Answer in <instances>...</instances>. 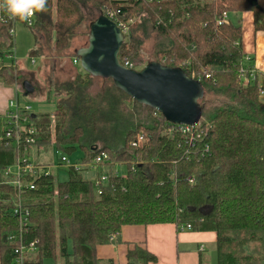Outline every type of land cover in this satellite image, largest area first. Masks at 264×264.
I'll return each instance as SVG.
<instances>
[{"label":"trees","instance_id":"trees-1","mask_svg":"<svg viewBox=\"0 0 264 264\" xmlns=\"http://www.w3.org/2000/svg\"><path fill=\"white\" fill-rule=\"evenodd\" d=\"M107 9L135 16L133 35L147 27L157 31L167 44L156 49L155 59L200 78L206 94L214 93L220 100L210 107L201 101L202 122L193 132H184L160 112L134 101L135 111L150 119L130 124L123 148L114 150L83 143L84 125L67 132L72 107H78L76 115L81 120L89 115L88 125L94 127L106 123L105 110L109 109L98 101L100 94L93 97L89 90H81L87 87L85 78L75 77L76 88L71 89L79 92L77 96L59 101L53 113L32 118L37 128L34 144H0V191L4 194L0 264H16L18 240L9 237L19 230L11 212L14 188L5 183V170L18 159H26L33 147L54 143L67 154L82 147V161L106 151L111 156L108 165H125L126 172L112 173L102 184L101 194L82 170L74 168L65 170L63 180L54 174L31 178L38 187L25 192L31 215L24 237L28 243L37 242L26 264H44L47 258H60L64 264H102L98 246L120 241L123 226L156 223L215 231L217 264H264V94L259 90L264 86V72L256 67V56L245 52L243 26L232 19L217 22L225 11L250 12L257 39L264 33V0H47V10L35 15L33 26L43 31L46 42L54 39V50L61 53L70 46L76 29ZM6 35L7 25L0 24V60L13 48L5 41ZM133 35L124 41L119 57L137 69L143 62H136L142 56L143 38ZM0 65V77H4L7 65ZM106 80L113 86L106 90L118 93L116 102L117 98L122 104L131 99L112 79ZM110 104L117 111L116 104ZM140 133L147 140L136 145ZM128 260L129 264H148L156 256L135 247Z\"/></svg>","mask_w":264,"mask_h":264},{"label":"rangeland","instance_id":"rangeland-1","mask_svg":"<svg viewBox=\"0 0 264 264\" xmlns=\"http://www.w3.org/2000/svg\"><path fill=\"white\" fill-rule=\"evenodd\" d=\"M230 18L236 24H241L244 29V43L249 45L252 49L254 41L253 36V20L250 12H231ZM90 22L84 23L80 28L76 29L77 33L74 35L70 42V46L63 52L57 53L54 50V39L53 41L46 42L42 38L43 31L39 27L28 26L25 22H17L15 25V34L10 36L6 35L5 41L7 44H13V52L16 56L17 69L14 70V66L8 67L4 72L5 76L0 77V87H12L13 88V99L19 98L21 104L28 105L31 107V113L38 115L43 112L53 113L57 109L59 101L73 96H77L79 92H72V87L75 86L73 77L81 75L85 78L87 87H83L81 90H89V93L93 97H97L99 94L98 101L103 102L104 106L108 104V110L106 115V123L100 124L99 127L89 126L88 122L90 116L80 119L78 117V107L74 106L71 108L72 113L67 124V132H72L77 125H84L83 143H96L98 145H106L114 150H120L123 148L124 138L126 132L129 129V125L137 123L141 120L150 119L144 115L135 111L134 100L128 99L121 103V100L116 97L118 93L114 90H106L107 88H113L112 82L101 77H93L88 75L86 71L81 67L80 60L75 62L76 51L80 47L88 45V35ZM140 38L142 37L143 42L140 48L142 56L139 55L136 62H141L140 67L142 68L147 62L156 60L155 51L166 46L167 41L157 31L151 27L147 29L142 28L136 30L133 36ZM5 47V46H4ZM254 47V45H253ZM162 48V47H161ZM37 51L35 56L31 57L33 51ZM253 51L249 54V57L254 56ZM31 59H35L36 62L32 63ZM12 64V59L7 56V53L1 63ZM2 65H0L1 69ZM5 68V67H3ZM74 75V76H73ZM31 82L34 86V92L25 94L23 90L24 82ZM18 87V93L16 95L14 89ZM76 88V86H75ZM115 96L113 95V93ZM110 92V93H107ZM3 91L0 90V96H3ZM214 93H205L206 104L208 107L216 104L220 99ZM202 99V100H203ZM81 102V101H80ZM115 103L117 111L113 110L112 104ZM80 105V104H79ZM77 114V115H76ZM110 114V119H108ZM87 121V125H86ZM202 122V121H200ZM61 153L58 151L55 144L47 146L33 147L28 154L26 159L31 162L47 163L51 165L53 174L59 179H65L66 173L64 169H58L57 163L60 161ZM65 154V153H64ZM71 159H75L78 156H84V149L78 147L73 153L69 154ZM125 174L126 166L115 164L109 166L108 164L96 166L90 169H84L82 172L85 177L89 179H95L102 173L120 172ZM44 264H64L62 259L55 261L54 259L47 258L44 260Z\"/></svg>","mask_w":264,"mask_h":264},{"label":"water","instance_id":"water-1","mask_svg":"<svg viewBox=\"0 0 264 264\" xmlns=\"http://www.w3.org/2000/svg\"><path fill=\"white\" fill-rule=\"evenodd\" d=\"M125 36L115 21L100 14L90 24L88 45L76 51L81 67L93 77L112 79L114 85L137 103L160 112L174 124L195 126L202 118L205 87L182 67L157 60L135 69L122 64L119 53ZM25 94L33 93L31 82L23 83Z\"/></svg>","mask_w":264,"mask_h":264},{"label":"built area","instance_id":"built-area-1","mask_svg":"<svg viewBox=\"0 0 264 264\" xmlns=\"http://www.w3.org/2000/svg\"><path fill=\"white\" fill-rule=\"evenodd\" d=\"M136 1V0H135ZM138 1V0H137ZM149 2L160 1V0H147ZM107 17L112 19L117 23V25L122 29L125 40H129L133 34V26L137 21L135 16L126 17L122 15L121 11L115 9H107L104 13ZM230 12L225 11L218 17V24L229 23L231 21ZM19 22L18 20L9 19L8 16L0 11V24L7 25L8 34L13 36L15 34V25ZM28 26H33L35 24V15L30 19L29 22H25ZM7 56L12 59V65H16V56L14 55L13 49ZM78 58L75 57V62ZM32 63H35V59H31ZM124 64L126 67L134 68L133 63L125 59ZM4 65H6L4 63ZM208 76V75H207ZM192 77L196 78L195 75ZM201 80L200 78H196ZM260 93L264 94V86H260ZM31 107L28 105H22L17 99L10 101L9 109L0 117V144L3 145H22V144H34L37 140V128L32 124V118L35 117L30 111ZM194 126L179 124V128L184 132H193ZM147 137L145 134L140 133L138 135L136 145H140L145 142ZM27 148V147H26ZM65 153V152H64ZM61 153L60 161L57 163L56 167L58 169H71L84 170L90 169L96 166L105 165L111 162V156L106 151H100L91 160L82 161L83 157H78L71 159L69 154ZM116 165L118 163H115ZM113 164V165H115ZM121 166V164H119ZM51 165L47 163H37L31 162L28 159H18L14 164L8 166L5 170L6 181L5 183L12 185L14 192L10 198L12 203V214L17 218L18 221V234L11 235L10 240L17 239L18 244L15 247V262L16 264H26V258L29 254L36 251V240L32 242H27L24 237L27 229L30 225V207L27 202V197L25 196L26 191L34 190L38 187V184L31 178H36L40 176H49L53 174ZM115 174L122 175V171L114 172ZM110 173H102L98 175L95 179H92L93 184L98 193L101 194V186L106 183L109 179ZM30 178V179H29ZM54 199H58V187L57 184L54 185ZM3 193L0 191V201L3 199ZM179 231L191 230L192 226L190 224H180L177 226ZM202 246L201 248H203Z\"/></svg>","mask_w":264,"mask_h":264},{"label":"crops","instance_id":"crops-1","mask_svg":"<svg viewBox=\"0 0 264 264\" xmlns=\"http://www.w3.org/2000/svg\"><path fill=\"white\" fill-rule=\"evenodd\" d=\"M252 51L256 56V67L264 72V33H260L257 39H254L252 49L245 45V52L248 55ZM11 66L15 65L7 64V68ZM0 90L4 94L0 96L1 117L8 111L14 93L12 87H0ZM14 91L17 95L18 87ZM16 99L20 102L18 97ZM118 238L120 241L113 240L111 243L98 246L97 254L102 264H129L128 253L135 247L156 256V260L148 264H217L215 231L192 229L179 231L174 223L125 225ZM202 246L204 247L201 248Z\"/></svg>","mask_w":264,"mask_h":264},{"label":"clouds","instance_id":"clouds-1","mask_svg":"<svg viewBox=\"0 0 264 264\" xmlns=\"http://www.w3.org/2000/svg\"><path fill=\"white\" fill-rule=\"evenodd\" d=\"M46 10L47 0H0V11L20 22H29L34 15Z\"/></svg>","mask_w":264,"mask_h":264}]
</instances>
